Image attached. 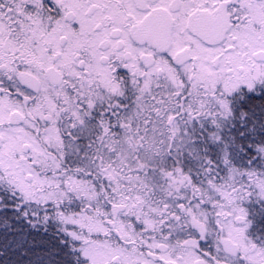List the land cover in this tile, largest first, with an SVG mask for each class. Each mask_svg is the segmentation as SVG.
I'll return each instance as SVG.
<instances>
[{
	"label": "snow or ice",
	"instance_id": "6c2138e0",
	"mask_svg": "<svg viewBox=\"0 0 264 264\" xmlns=\"http://www.w3.org/2000/svg\"><path fill=\"white\" fill-rule=\"evenodd\" d=\"M0 264H264V0H0Z\"/></svg>",
	"mask_w": 264,
	"mask_h": 264
}]
</instances>
